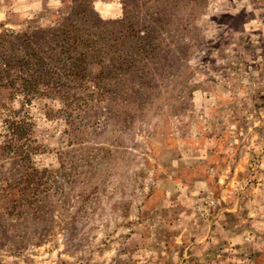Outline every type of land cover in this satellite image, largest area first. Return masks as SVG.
Segmentation results:
<instances>
[{
	"label": "rangeland",
	"instance_id": "obj_1",
	"mask_svg": "<svg viewBox=\"0 0 264 264\" xmlns=\"http://www.w3.org/2000/svg\"><path fill=\"white\" fill-rule=\"evenodd\" d=\"M26 51L0 264H264V0H0Z\"/></svg>",
	"mask_w": 264,
	"mask_h": 264
},
{
	"label": "trees",
	"instance_id": "obj_2",
	"mask_svg": "<svg viewBox=\"0 0 264 264\" xmlns=\"http://www.w3.org/2000/svg\"><path fill=\"white\" fill-rule=\"evenodd\" d=\"M24 46L28 47L27 45H24ZM29 52L30 51L25 52L26 60H25V57H23V60L25 61L23 62L20 61L23 64L19 66V69H18L20 71L21 76H24V78H22L21 76H18V77L16 76L12 78L9 75L10 65H11L9 63L7 64L6 69H4L5 73L3 72L2 76H0V88L10 89V91L14 93L20 92L27 97L33 96L35 94V91H33L34 81H31V80H34V78H32L33 70H31L30 61L27 58L28 55L30 56ZM30 57H32V55ZM18 79H20V82H17Z\"/></svg>",
	"mask_w": 264,
	"mask_h": 264
}]
</instances>
